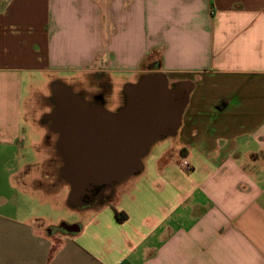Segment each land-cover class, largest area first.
I'll use <instances>...</instances> for the list:
<instances>
[{"label":"crops","instance_id":"obj_1","mask_svg":"<svg viewBox=\"0 0 264 264\" xmlns=\"http://www.w3.org/2000/svg\"><path fill=\"white\" fill-rule=\"evenodd\" d=\"M26 73L84 75L103 106L112 75L189 96L141 173L53 232L1 212L15 184L64 191L52 155L16 163ZM0 264H264V0H0Z\"/></svg>","mask_w":264,"mask_h":264},{"label":"water","instance_id":"obj_2","mask_svg":"<svg viewBox=\"0 0 264 264\" xmlns=\"http://www.w3.org/2000/svg\"><path fill=\"white\" fill-rule=\"evenodd\" d=\"M51 88L53 105L42 123L58 135L60 175L71 188L69 205L79 208L141 173L150 147L177 134L189 96L183 84L170 88L164 75H145L124 87L125 104L111 113L60 81Z\"/></svg>","mask_w":264,"mask_h":264},{"label":"rangeland","instance_id":"obj_3","mask_svg":"<svg viewBox=\"0 0 264 264\" xmlns=\"http://www.w3.org/2000/svg\"><path fill=\"white\" fill-rule=\"evenodd\" d=\"M127 76L128 75H112V81L109 82L107 80L104 82L105 86L103 87L102 92L104 93V91H106V98L103 96V99L105 102L104 108L107 111L115 113L121 109L125 104V85L136 84L141 80V77L136 75L131 77ZM58 80L63 84L68 85L75 94L81 95L87 102L93 104L91 98L92 95L85 89L89 86L90 81L88 77L84 75H45L42 73H26L23 78V113L24 129L27 130L28 140L24 143V147L21 146L19 148L21 151L19 152V159L16 160V163L18 166H23L25 169L30 168L38 171L42 169V166H39L43 164V162H40L42 155L44 153L52 155L56 158L58 165H60L58 168L56 167V170H58L56 181L64 187V191H60L61 193H59L62 197L57 200L55 198L57 191H55L52 193L51 199H48L45 194L38 193L34 195L33 191L26 192L15 184L10 188L7 194L9 206H6V210H1L2 213L4 212V214L15 220L34 218L37 220L36 225L38 228H43L44 225H47L46 228L53 232L59 231L66 223H83L92 213V210L85 209V207L82 209L68 205V193L71 188H69V185H67L68 183L59 176V171L63 164L56 148L57 136L48 129V123H42V121H45V116L51 111L53 105L51 103V87L52 84ZM29 116H31V118ZM31 142H36V145L39 143L37 146L41 151L40 157L37 154V151V153L35 152L33 154L32 150L28 148ZM38 157L39 160H36ZM49 165H51V163H49ZM93 196H95V194H93ZM107 196L108 199H110L112 192ZM102 201L103 200L95 199V203L90 206V208L97 206L102 203Z\"/></svg>","mask_w":264,"mask_h":264},{"label":"flooded vegetation","instance_id":"obj_4","mask_svg":"<svg viewBox=\"0 0 264 264\" xmlns=\"http://www.w3.org/2000/svg\"><path fill=\"white\" fill-rule=\"evenodd\" d=\"M92 100H93V104L100 103L102 101L101 96H96V97L92 98ZM56 136H57V139H58V135L57 134H56ZM59 157H60V155H59ZM60 160H61V158H60ZM112 189H114V188H112ZM112 189H108V190L103 191L102 193L95 194V196H92V199H89L90 202L95 201V199L103 200L102 203L108 201V196L107 195L110 194V192L112 191ZM86 208H90V205H87L85 207V209Z\"/></svg>","mask_w":264,"mask_h":264},{"label":"trees","instance_id":"obj_5","mask_svg":"<svg viewBox=\"0 0 264 264\" xmlns=\"http://www.w3.org/2000/svg\"><path fill=\"white\" fill-rule=\"evenodd\" d=\"M118 218V217H117ZM119 219V218H118ZM120 220V219H119Z\"/></svg>","mask_w":264,"mask_h":264}]
</instances>
